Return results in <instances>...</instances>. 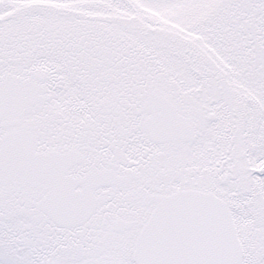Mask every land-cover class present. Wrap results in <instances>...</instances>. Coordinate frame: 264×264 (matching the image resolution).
Masks as SVG:
<instances>
[{
  "label": "snow or ice",
  "instance_id": "6c2138e0",
  "mask_svg": "<svg viewBox=\"0 0 264 264\" xmlns=\"http://www.w3.org/2000/svg\"><path fill=\"white\" fill-rule=\"evenodd\" d=\"M0 264H264V0H0Z\"/></svg>",
  "mask_w": 264,
  "mask_h": 264
}]
</instances>
